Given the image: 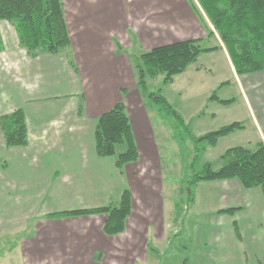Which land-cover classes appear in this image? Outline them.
<instances>
[{"label": "crops", "instance_id": "1", "mask_svg": "<svg viewBox=\"0 0 264 264\" xmlns=\"http://www.w3.org/2000/svg\"><path fill=\"white\" fill-rule=\"evenodd\" d=\"M61 1L71 44L58 55L29 57L15 29L0 21V118L22 109L29 140L26 147L7 148L0 126V215L6 216L0 233L33 224L21 243L24 264H91L97 257L113 264H160L162 258L177 264L180 257L168 255L182 250L181 264H264L260 188H245L238 179L202 181L191 215L171 206L162 168L164 120L152 117L136 64L155 48L186 40L216 48L172 83L183 78L195 107L183 121L209 127L220 116L225 120L218 127L241 123L237 132L248 133L245 143L254 149L264 143V71L236 73L197 0ZM213 94L232 102L222 104ZM120 102L139 153L121 170L115 157L98 156L95 142L99 117ZM219 142L202 153L221 160L216 170L226 163L224 153L240 145L215 154ZM126 149L118 146L117 154ZM125 190L132 212L117 235L104 233L103 214L50 216L118 205ZM228 209L238 210L222 212ZM182 238L186 243H178Z\"/></svg>", "mask_w": 264, "mask_h": 264}, {"label": "trees", "instance_id": "2", "mask_svg": "<svg viewBox=\"0 0 264 264\" xmlns=\"http://www.w3.org/2000/svg\"><path fill=\"white\" fill-rule=\"evenodd\" d=\"M197 1L219 33L236 73L245 75L264 71V0ZM0 21L8 22L15 29L20 47L31 58H36L42 52L58 55L71 44L61 0H0ZM3 50L4 42L0 34V53ZM215 50L216 48H202L199 40H186L155 48L141 55L136 64L138 86L154 101L160 112L172 116L177 121V128H182L187 138L194 143L193 170L206 147H215L221 138L244 129V125L232 123L196 137L188 131L182 117L160 92L149 91L148 79L163 75L165 76L163 84L170 85L175 77L183 74L196 63L202 54ZM211 99L218 100L222 104L232 102V100L222 101L216 94H213ZM0 126L7 148L28 145V125L22 109L2 116ZM95 142L98 156L115 157L116 167L120 170L125 165L138 160L139 153L132 123L124 103L120 102L99 117ZM121 145H126L127 149L118 155L117 147ZM222 159L226 163L218 170L207 163L202 171H195L188 184L189 204H193L195 200L193 187L202 181L238 179L245 188H260L264 196V143H259L255 149L244 147L228 149ZM236 210L238 209L222 212L232 213ZM131 212L132 195L129 190H125L118 205L68 211L50 216L103 214L106 216L104 233L113 236L124 231Z\"/></svg>", "mask_w": 264, "mask_h": 264}, {"label": "rangeland", "instance_id": "3", "mask_svg": "<svg viewBox=\"0 0 264 264\" xmlns=\"http://www.w3.org/2000/svg\"><path fill=\"white\" fill-rule=\"evenodd\" d=\"M206 18L208 19L207 16ZM208 21L211 23L209 19ZM211 25H212L213 33L216 35V37H218V39L222 42L223 46L225 47L222 39L219 36V33L215 30L212 23ZM201 45L202 47H208V44H206L205 42ZM214 74L216 73L214 72ZM226 76H229V73H227ZM164 78L165 76L162 75L154 79H148L149 91L152 93L160 92L161 95L167 99L168 103L173 107V109L178 114L180 113L184 117L183 120L187 119V117L185 116L191 117V112L195 110V107L192 108L191 107L192 102L190 103L191 101L190 98H186V96H189V88L185 87L184 85L185 83H181L183 78H178L175 84L173 85L170 84L167 86L163 84ZM179 92H181L182 95H180ZM144 93L146 92L144 91ZM146 103L148 109L151 112L152 117L155 118V121H157V119L164 120L165 132L162 134L163 135L162 140L165 143V145H162V153L165 154L166 156L162 160V168L164 166V172L166 174L164 175L166 176V181H165L166 188L172 189L170 192L171 198L169 199L171 201L170 204L171 206H174L178 212H180V216L182 215L185 216L187 213H190L191 215L192 210L190 209H192V204H189L188 202L189 182L192 180L195 171L197 172L202 171L205 164L209 163L214 169L220 165L221 160L219 158L216 159L214 155H211V152H206V154L201 155L199 161L196 163L195 169L193 170L192 164L194 161L193 159L195 157L194 143L191 141V139L187 138V134L185 131H183L182 128H177V121L172 116H168L166 113L160 112L158 107H156L154 101L147 99ZM201 110L205 111V107H203V109ZM154 112L157 114L160 113L158 114L159 116L155 115ZM223 120L225 119H221V117L218 116V119L216 121L209 122V124H212L209 127L197 123L196 120L192 121L191 119H188V121H184V122L185 125L188 127L187 128L188 131L191 134L195 135L196 137H200L209 132L216 131L220 129L222 126H225L226 124L223 123V125L218 127L219 122H224ZM196 124L198 125L199 129ZM248 136H249L248 133L242 134L237 132L235 136H229L228 138H225V140L223 141L220 140L222 142H219V148L215 151L213 150V152L217 154L218 151L221 150L223 151L225 147L235 143L236 144L240 143V145H235L238 147L254 149V146L252 147V145H247L245 143V141H247ZM203 147L206 146L203 145ZM207 150L209 151V149ZM193 190L195 197V187H193ZM186 209H189V211L187 212ZM4 217L6 216L0 215V219L3 220ZM30 225L32 226L33 224ZM30 225L29 223L26 224L23 223L20 228L16 227L17 229L15 228V229L1 231L0 264H24L22 252H21V247H22L21 243L22 240L30 232L29 229V227H31ZM178 243L180 244L186 243L185 238L178 240ZM177 253L178 252H175L174 254L170 253L168 255V258H171L173 256L180 257V260H177V264H181L186 258L187 254L183 250L181 254L180 253L177 254ZM91 264H113V263L111 261H108L107 259L100 260L99 257H97L96 261H94ZM160 264H173V263L167 262L165 261V258H162V260H160Z\"/></svg>", "mask_w": 264, "mask_h": 264}]
</instances>
